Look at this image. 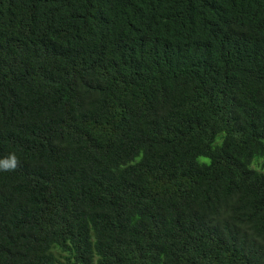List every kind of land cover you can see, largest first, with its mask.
<instances>
[{
	"label": "trees",
	"instance_id": "16d2710c",
	"mask_svg": "<svg viewBox=\"0 0 264 264\" xmlns=\"http://www.w3.org/2000/svg\"><path fill=\"white\" fill-rule=\"evenodd\" d=\"M0 264H264V0H0Z\"/></svg>",
	"mask_w": 264,
	"mask_h": 264
},
{
	"label": "clouds",
	"instance_id": "9594fccd",
	"mask_svg": "<svg viewBox=\"0 0 264 264\" xmlns=\"http://www.w3.org/2000/svg\"><path fill=\"white\" fill-rule=\"evenodd\" d=\"M19 165V158L15 153H11L8 157L0 159V171H15Z\"/></svg>",
	"mask_w": 264,
	"mask_h": 264
},
{
	"label": "rangeland",
	"instance_id": "374dc122",
	"mask_svg": "<svg viewBox=\"0 0 264 264\" xmlns=\"http://www.w3.org/2000/svg\"><path fill=\"white\" fill-rule=\"evenodd\" d=\"M252 166L257 170L264 172V159L254 162Z\"/></svg>",
	"mask_w": 264,
	"mask_h": 264
}]
</instances>
